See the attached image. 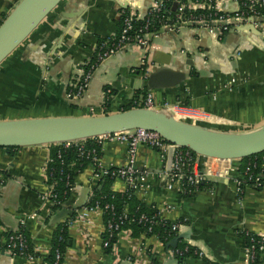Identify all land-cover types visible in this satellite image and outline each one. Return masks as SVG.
<instances>
[{
    "label": "crops",
    "instance_id": "0c3cea01",
    "mask_svg": "<svg viewBox=\"0 0 264 264\" xmlns=\"http://www.w3.org/2000/svg\"><path fill=\"white\" fill-rule=\"evenodd\" d=\"M19 1L0 0V19ZM151 2L62 0L0 64V119L102 115L107 91L112 89L108 113L120 111L131 100L134 87L144 85L135 72L142 52L138 47L127 45L98 63L79 97L69 100L66 93L83 74L97 40L117 32L121 10L128 7L144 15ZM221 8L232 14L237 2L225 0ZM228 27L230 31L222 37L211 33L214 27L158 31L147 51L150 68L180 69L195 55L191 71L196 72L177 87L153 89L161 106L158 109L163 106L180 120L222 132L242 133L264 125V21H231ZM136 75L140 81L135 82ZM231 78L234 83L229 84ZM127 150L125 144L106 141L100 146L101 163L108 168L124 165ZM48 152V145L19 147L12 154L0 148V264H43L49 252L56 222L52 221L51 203L45 199ZM173 154L172 145L163 150L137 147L135 163L143 179L135 196L153 204L165 220H181L177 234L185 232L187 239L183 240L209 262L248 264L238 233H264V187L246 185L239 196L234 184L239 163L231 161L225 178L191 195H181L167 189ZM100 181L90 164L74 176L63 208L76 211L68 226L73 247L67 250L63 264H152V257L164 264L173 257V248L167 243L174 236L165 244L156 235L142 232L133 236L130 229H122L111 252H105L101 211L79 212ZM111 189L123 192L126 186L114 179ZM19 226L30 231L38 256H11L4 249L5 234ZM186 264L206 263L190 257Z\"/></svg>",
    "mask_w": 264,
    "mask_h": 264
},
{
    "label": "built area",
    "instance_id": "2783aa9c",
    "mask_svg": "<svg viewBox=\"0 0 264 264\" xmlns=\"http://www.w3.org/2000/svg\"><path fill=\"white\" fill-rule=\"evenodd\" d=\"M225 0H155L144 15H139L130 8H123L120 12V27L119 31L110 37L103 38L100 42L97 41L96 49L93 54L94 62L90 65L87 71L77 78L71 88L66 93L69 100L80 96L82 91L87 86L92 70L105 58L114 55L127 45L138 47L141 52L142 66L148 64L147 51L150 47L152 39L159 34L160 28L170 27L174 24H199L201 27L212 29L216 23L231 21L244 22L253 18H264V0H236L237 8L234 13L229 14L224 12L221 4ZM175 4V8L173 5ZM156 22V27L154 23ZM226 29V26L223 27ZM234 83V78L230 79L229 84ZM148 90L143 96L133 101L135 107L140 104L144 107H156L153 102V96ZM109 93V91H107ZM163 109V106H162ZM93 143L88 146L83 141L64 142V146L75 145L81 158L89 161L94 171V177L101 179L103 176L109 175L114 179H121L126 187H131L137 190L142 187L140 173L136 167L135 153L140 145H147L159 150H163L165 145H172L165 143L164 139L156 131L145 130L141 128L125 130L121 132H113L97 135L92 137ZM106 141H116L127 145L128 159L126 164L117 167H105L100 160L97 147L101 146ZM174 147V154L170 163V171L167 175V189L176 190L181 195L193 194L199 190L198 185L203 181H215L217 179L225 178L227 163L234 160H220L214 158L202 157L188 148ZM249 167L245 169L243 174H238L234 178V184L239 196L242 195L243 189L246 185H251L255 188L264 187V178L262 174H248ZM246 181V182H245ZM248 181V182H247ZM241 193V195H240ZM52 194L49 190L45 199L52 204ZM113 205L106 203L103 206L96 202L95 206H84L79 211L81 215L87 214L89 211L100 210L101 213L109 212L107 224L104 226L106 233L105 239H102V246L107 247L109 239L113 236L115 231H119L120 224L128 217L127 209L122 213L115 214ZM139 221L153 223L154 221L163 222L165 219L161 217L158 212L157 215L147 216L141 214ZM72 220L69 221V224ZM182 222L171 221V230L176 234ZM151 227L147 230L150 231ZM120 232V231H119ZM118 232V233H119ZM261 239L259 243H251L245 246L247 253V260L254 258L256 249L261 250L264 245V233L257 234ZM5 243H7L6 251L11 256L24 257V238L20 232H8L5 236ZM18 249L19 254L15 255L13 251ZM172 256L175 257L179 251L174 248L171 250ZM202 255V252H198ZM31 258V257H27ZM56 259H59V254H56Z\"/></svg>",
    "mask_w": 264,
    "mask_h": 264
},
{
    "label": "water",
    "instance_id": "95a60500",
    "mask_svg": "<svg viewBox=\"0 0 264 264\" xmlns=\"http://www.w3.org/2000/svg\"><path fill=\"white\" fill-rule=\"evenodd\" d=\"M61 1L20 0L14 6L0 24V64ZM154 1L152 0L149 4L148 9ZM173 8H175V4ZM248 20L250 22L264 21V18ZM230 23L222 21L215 24L211 33L216 37L226 35L230 31L231 27H228ZM225 26L227 30L223 29ZM189 27L200 28L201 26L199 24H174L170 27L160 28L159 33L170 30L182 32ZM124 51L130 52L127 48ZM194 56L190 55L189 59L185 61V67L173 70L165 66L150 68L149 64L143 67L139 55L137 60L140 64L136 67L135 72L144 79V87L147 90L174 88L185 83L189 77L191 67L194 65L192 60ZM136 128L156 131L168 143L176 147L188 148L205 158L239 160L264 151V125L242 133L222 132L180 120L163 109L144 106L92 116L0 119V147H24L80 141L101 134ZM67 214H71V211L58 210L52 221L58 223ZM181 239H187L185 232L174 236L167 243V247L176 248ZM164 264H178V261L175 257H171Z\"/></svg>",
    "mask_w": 264,
    "mask_h": 264
},
{
    "label": "trees",
    "instance_id": "16d2710c",
    "mask_svg": "<svg viewBox=\"0 0 264 264\" xmlns=\"http://www.w3.org/2000/svg\"><path fill=\"white\" fill-rule=\"evenodd\" d=\"M6 14L2 15L0 19V24L5 18ZM156 27V22L154 23ZM120 22L118 24L119 31ZM103 38H99L97 41L100 42ZM94 62V56L89 59L86 64L83 66L84 71H87L88 67ZM190 74H196L195 71H190ZM68 89V88H67ZM148 90L143 87L141 89H135L133 92V101L137 100L141 95L146 93ZM115 92V90H110L107 94L106 100L104 102V113H108V107L110 102V96ZM129 102L124 105L121 110H127L137 105L134 102ZM142 106V104H140ZM83 141L86 145L90 146L93 143L92 138H87ZM165 143H168L164 140ZM64 143H52L48 145V160L45 166V176L46 184L51 190V210L55 213L58 210H61L67 206V201L70 195V190L73 185L74 176L80 172L89 161L81 158L77 147L75 145H70L65 147ZM98 154L100 156V146L96 145ZM9 151V153H14L19 147H0ZM264 161V151L259 152L254 155H250L238 160V171L239 174H243L245 169L249 167L248 174L256 175L262 174L264 178V168L262 167V162ZM114 178L109 175L103 176L99 185L94 188V191L90 199L84 204V206H95L96 202L100 205L106 203L113 205V211L115 214H120L126 208L128 217L122 221L120 224V229H130L133 236H139L142 232L146 236L156 235L159 240L163 243H167L173 236L176 235L174 231L171 230V221L164 220L163 222L154 221L153 223L139 221V216L141 214L151 216L157 215L158 210L154 207L153 204H146L142 200L138 199L134 194V189L131 187H126L123 192H117L111 189V183ZM246 182V181H245ZM248 182V181H247ZM214 184L213 181H203L198 185L199 189L205 187H211ZM186 195V194H183ZM191 195V194H189ZM241 195V193H240ZM83 206V207H84ZM76 211L71 212L68 217L64 220L59 221L55 224V227L52 231L50 239V249L46 256L43 258V264H63L67 250L73 247V240L69 236L68 226L69 221L74 218ZM109 212H103V223L104 226L107 224L109 217ZM182 222L181 220H179ZM148 227H151L150 231L147 230ZM119 231H115L113 236L109 239L107 247H103L105 252H111L115 242L117 241V235ZM12 233L20 232L24 238V257H36L38 253L34 250L32 244V237L30 231L24 227L19 226L17 230L11 231ZM242 239L243 246H249L251 243H259L260 237L257 234L250 233L247 231H241L238 233ZM7 234H5L6 236ZM106 233H103V239H105ZM7 243L3 245L4 249L7 248ZM176 249L179 251L176 254L175 258L178 261V264H186V260L190 257L192 258H201L206 264H213L209 262L205 257L199 255L200 251L196 247L190 245L185 240L181 239L178 241ZM15 255L19 254L18 249L13 251ZM56 254H59V259H56ZM264 263V245L261 250L256 249L254 258L248 261V264H260ZM152 264H158L156 259L152 257Z\"/></svg>",
    "mask_w": 264,
    "mask_h": 264
},
{
    "label": "rangeland",
    "instance_id": "374dc122",
    "mask_svg": "<svg viewBox=\"0 0 264 264\" xmlns=\"http://www.w3.org/2000/svg\"><path fill=\"white\" fill-rule=\"evenodd\" d=\"M135 78H136V79H135V82L141 80L137 75L135 76ZM134 84H135V83H134ZM143 87H144V85H143L142 87H140V88H135V87H134L133 92H134L135 89H141V88H143ZM150 92L152 93V96H153V102L155 103L156 107L161 108V106L158 105V103H157V101H156V99H155V96H154V94H153V90H151ZM144 94H145V93H144ZM144 94H141V95H139V96H143ZM132 101H133V95H132L131 100H129L128 102H132ZM103 114H105V113H103Z\"/></svg>",
    "mask_w": 264,
    "mask_h": 264
}]
</instances>
